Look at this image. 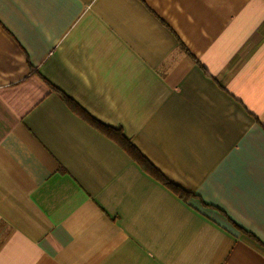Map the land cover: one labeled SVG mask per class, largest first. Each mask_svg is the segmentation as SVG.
Wrapping results in <instances>:
<instances>
[{"label":"crops","instance_id":"obj_1","mask_svg":"<svg viewBox=\"0 0 264 264\" xmlns=\"http://www.w3.org/2000/svg\"><path fill=\"white\" fill-rule=\"evenodd\" d=\"M0 264H264V0H0Z\"/></svg>","mask_w":264,"mask_h":264},{"label":"trees","instance_id":"obj_2","mask_svg":"<svg viewBox=\"0 0 264 264\" xmlns=\"http://www.w3.org/2000/svg\"><path fill=\"white\" fill-rule=\"evenodd\" d=\"M180 47L186 53L189 52L184 45L180 44ZM59 93L74 112L79 114L81 117L85 118L91 124L92 123L95 124L106 137H108L116 144H118L127 153V155H129L133 159V161H135L138 164V166L145 173L149 174L154 179L159 181L161 184H163L165 187H167L169 190H171L173 193H175L178 197H180L184 201L193 196L191 193H188L178 185L172 183L157 168H155L151 164V162L129 141V139L125 137L121 129H115L110 126L101 124L98 121H95L92 117L87 115L85 111L75 101L71 100L61 92Z\"/></svg>","mask_w":264,"mask_h":264},{"label":"rangeland","instance_id":"obj_3","mask_svg":"<svg viewBox=\"0 0 264 264\" xmlns=\"http://www.w3.org/2000/svg\"><path fill=\"white\" fill-rule=\"evenodd\" d=\"M137 148V147H136ZM138 149V148H137Z\"/></svg>","mask_w":264,"mask_h":264}]
</instances>
